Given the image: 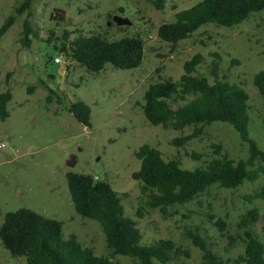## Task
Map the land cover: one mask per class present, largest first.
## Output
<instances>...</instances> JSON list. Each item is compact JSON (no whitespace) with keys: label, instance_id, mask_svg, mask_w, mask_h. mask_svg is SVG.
Instances as JSON below:
<instances>
[{"label":"rangeland","instance_id":"rangeland-1","mask_svg":"<svg viewBox=\"0 0 264 264\" xmlns=\"http://www.w3.org/2000/svg\"><path fill=\"white\" fill-rule=\"evenodd\" d=\"M156 1L34 0L28 11L15 16L0 38V93H12L9 116L0 120V225L7 213L27 208L60 221L64 239L74 235L95 255L108 256L101 225L79 216L69 194L66 174H87L109 183L118 193L124 215L141 231L142 245L170 239L190 252L187 263L200 264V251L184 237L187 230L198 229L226 264H237L244 250L243 229L238 224L251 209L261 216L252 231L264 241V198L249 200L264 187V174L231 190L213 185L193 201L168 208L165 216L146 206L139 182L131 175L140 167L134 153L144 144L157 148L165 160L179 158L185 170L218 157L217 147L234 161L248 158V145L229 124L213 122L203 127L201 136L177 146L173 141L193 128L164 129L149 124L143 115L147 87L168 78L177 81L184 63L197 54L202 56L197 75L213 83L216 74L218 80L248 94V133L264 151V99L253 84L254 75L264 71V10L232 27L205 25L171 45L158 38V27L173 22L177 12L201 0H164L161 10L155 7ZM20 2L0 0V27ZM56 11L63 12L62 22L54 19ZM114 16L129 24L118 26ZM25 20L28 41H23ZM66 33L69 40L93 34L109 40L139 36L145 44L143 62L131 70L106 64L98 74L89 72L58 52ZM57 56L62 59L61 71L60 64L53 62ZM76 101L90 107L89 127L69 113L68 105ZM182 104L176 101L173 106ZM192 155L201 158L195 160ZM69 161L74 162L72 167ZM217 219L226 223L223 232L213 224ZM110 260L133 264L127 256ZM0 264L27 263L24 257H13L0 242Z\"/></svg>","mask_w":264,"mask_h":264},{"label":"trees","instance_id":"trees-1","mask_svg":"<svg viewBox=\"0 0 264 264\" xmlns=\"http://www.w3.org/2000/svg\"><path fill=\"white\" fill-rule=\"evenodd\" d=\"M34 0H21L14 13L6 17L0 27V38L13 25L15 16L31 8ZM164 0L154 2L158 10ZM264 10V0H201L186 10L175 14V20L161 24L157 36L162 41L175 45L191 37L201 27L214 24L232 27L245 21L251 14ZM57 21L64 15L56 11ZM27 20L24 21L23 41H28ZM59 53L92 73H100L106 64L120 70L138 68L144 59L145 44L141 37L125 36L109 40L101 34L77 36L69 40L63 36ZM202 56L197 54L183 65V73L177 81L164 79L150 84L143 94L141 109L144 117L153 126L192 132L175 139L177 146H183L204 132L203 127L213 122L229 124L249 147L247 159L234 161L225 154L209 160L205 166L194 170L181 168L179 158L163 159L157 148L142 145L134 153L140 162L139 170L132 173L139 182V189L150 209H157L167 215L168 208L182 206L193 201L209 187L218 185L228 190L235 189L246 180L254 181L264 174V151L248 133V94L239 86L218 80L210 83L204 76L196 74V67ZM253 84L264 99V71L256 73ZM32 91V89L30 90ZM12 93H0V120L8 118V104ZM176 101L184 104L174 107ZM68 111L84 127L90 126L91 109L82 101L68 105ZM200 160V155H192ZM67 186L76 213L97 221L105 235L108 256H97L90 248L83 247L76 236L64 239L62 223L46 218L30 209L20 208L4 216L0 225V242L13 257H24L27 264H112L111 258L127 256L133 264H189L191 254L170 239H160L150 245H142V234L137 223L124 215L121 198L105 181L94 180L93 176L69 172ZM264 198V187L249 200ZM211 218H214L211 216ZM257 209H251L241 216L238 227L243 229V254L237 264H264V241L252 231L260 220ZM264 222V216L262 217ZM214 226L223 232L226 223L217 219ZM264 237V227H263ZM184 237L201 253L200 264H226L201 236L198 229H189Z\"/></svg>","mask_w":264,"mask_h":264},{"label":"water","instance_id":"water-1","mask_svg":"<svg viewBox=\"0 0 264 264\" xmlns=\"http://www.w3.org/2000/svg\"><path fill=\"white\" fill-rule=\"evenodd\" d=\"M113 21H114L118 26H122V25L129 24V21H128L127 19L121 18V17H119V16H114V17H113ZM68 165L72 167V166L74 165V162H73V161H69V162H68Z\"/></svg>","mask_w":264,"mask_h":264},{"label":"built area","instance_id":"built-area-1","mask_svg":"<svg viewBox=\"0 0 264 264\" xmlns=\"http://www.w3.org/2000/svg\"><path fill=\"white\" fill-rule=\"evenodd\" d=\"M53 62L55 63V64H61V65H63L62 64V59H61V57L59 56H57V57H55L54 59H53Z\"/></svg>","mask_w":264,"mask_h":264},{"label":"crops","instance_id":"crops-1","mask_svg":"<svg viewBox=\"0 0 264 264\" xmlns=\"http://www.w3.org/2000/svg\"><path fill=\"white\" fill-rule=\"evenodd\" d=\"M63 67V65L60 64V71H61V68Z\"/></svg>","mask_w":264,"mask_h":264}]
</instances>
